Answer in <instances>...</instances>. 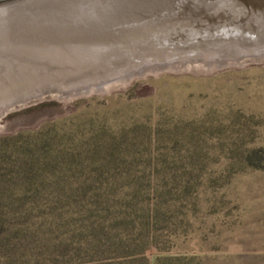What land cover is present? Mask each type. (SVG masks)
<instances>
[{
    "label": "rangeland",
    "instance_id": "374dc122",
    "mask_svg": "<svg viewBox=\"0 0 264 264\" xmlns=\"http://www.w3.org/2000/svg\"><path fill=\"white\" fill-rule=\"evenodd\" d=\"M210 2L28 0L0 12V264H264V47L3 112L54 84L37 71L16 80L33 63L52 72L85 5L199 21ZM45 25L61 40L38 48Z\"/></svg>",
    "mask_w": 264,
    "mask_h": 264
},
{
    "label": "water",
    "instance_id": "95a60500",
    "mask_svg": "<svg viewBox=\"0 0 264 264\" xmlns=\"http://www.w3.org/2000/svg\"><path fill=\"white\" fill-rule=\"evenodd\" d=\"M27 1L0 0V12L25 6ZM210 3L199 21L189 16L160 15L155 9L143 16L144 11L128 12L120 5L110 13L85 5L78 15L79 22L69 24L67 34H63L68 40L62 53L55 55L62 69L58 70L59 76L53 73L59 68L57 64L50 72L43 62L23 67L21 79L16 80L17 87L24 86L30 72L37 71V78L50 79L54 84L42 90L33 89L17 106L7 105L3 112L44 99H72L77 95L105 92L104 86L112 80L128 83L134 78L155 74L174 61H204L209 51L222 53L224 47L226 51L233 49L232 46L264 47V0H211ZM40 34L41 40H36L38 48L45 46L49 35L51 43L61 40L55 26L52 30L47 25L41 27ZM217 63L221 66L227 62L218 60ZM66 76L69 88L61 91L59 85L66 83ZM79 76L89 80L81 84Z\"/></svg>",
    "mask_w": 264,
    "mask_h": 264
}]
</instances>
